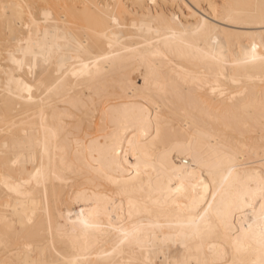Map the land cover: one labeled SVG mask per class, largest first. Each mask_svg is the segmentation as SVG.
I'll use <instances>...</instances> for the list:
<instances>
[{
	"label": "bare ground",
	"instance_id": "6f19581e",
	"mask_svg": "<svg viewBox=\"0 0 264 264\" xmlns=\"http://www.w3.org/2000/svg\"><path fill=\"white\" fill-rule=\"evenodd\" d=\"M0 264H264V0H0Z\"/></svg>",
	"mask_w": 264,
	"mask_h": 264
}]
</instances>
